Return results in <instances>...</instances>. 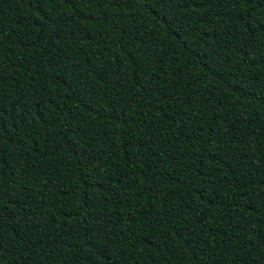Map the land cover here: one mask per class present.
<instances>
[{"label": "trees", "instance_id": "obj_1", "mask_svg": "<svg viewBox=\"0 0 264 264\" xmlns=\"http://www.w3.org/2000/svg\"><path fill=\"white\" fill-rule=\"evenodd\" d=\"M245 16L264 7L0 0V264H264Z\"/></svg>", "mask_w": 264, "mask_h": 264}, {"label": "snow or ice", "instance_id": "obj_2", "mask_svg": "<svg viewBox=\"0 0 264 264\" xmlns=\"http://www.w3.org/2000/svg\"><path fill=\"white\" fill-rule=\"evenodd\" d=\"M31 3L34 4H41L43 3V0H30ZM67 3H69L72 7H75L76 0H66ZM241 2H243L250 10H255L257 6L264 7V0H228L229 6H237ZM152 3V0H145V5L150 6ZM245 26H251L250 32H255L258 28L264 31V21H257L255 17L251 16H245ZM254 49L255 45L253 44L250 48V58L254 56ZM261 243H264V240L261 241Z\"/></svg>", "mask_w": 264, "mask_h": 264}]
</instances>
